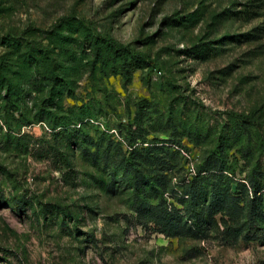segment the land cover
Instances as JSON below:
<instances>
[{"label":"rangeland","instance_id":"obj_1","mask_svg":"<svg viewBox=\"0 0 264 264\" xmlns=\"http://www.w3.org/2000/svg\"><path fill=\"white\" fill-rule=\"evenodd\" d=\"M138 120L178 152L173 185L242 126L231 191L264 185V0H0V264H264V237H167L105 188L102 163L60 165V125L80 144V124L117 138Z\"/></svg>","mask_w":264,"mask_h":264},{"label":"trees","instance_id":"obj_2","mask_svg":"<svg viewBox=\"0 0 264 264\" xmlns=\"http://www.w3.org/2000/svg\"><path fill=\"white\" fill-rule=\"evenodd\" d=\"M117 51L113 54L115 61L121 56ZM125 64L126 61L123 66ZM139 123L138 120L134 128L125 133L119 129L117 138L113 134L107 135L109 131H96L97 138L89 137L82 132L80 124L73 130L81 137L80 144L69 140L71 131L63 123L60 126L67 131L66 149L72 153H57L56 148L54 151L59 154L60 165L68 169V174L72 173L76 150L82 152L83 160L92 161L94 166L102 163L104 176L111 178L110 185H104L105 188L115 192L130 190L136 219L146 229L153 228L171 238L195 240L208 239L211 232L216 231L227 245L264 237V185L257 178L261 175L248 177L250 194L245 184L238 183L240 191L245 190L244 198L231 191L227 150L240 138L238 131L242 126L227 127L215 150L196 166L195 175L173 185L170 174L177 167L174 158L178 152L168 142L160 145L149 142ZM104 183V180L100 181V184ZM175 188L180 190V196L175 200L182 209L168 201L172 196H166ZM15 206L19 211L23 210L25 200L15 201Z\"/></svg>","mask_w":264,"mask_h":264}]
</instances>
